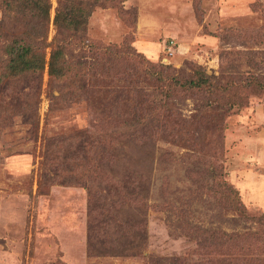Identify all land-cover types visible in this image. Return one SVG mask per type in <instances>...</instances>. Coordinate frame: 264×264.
Segmentation results:
<instances>
[{
  "label": "rangeland",
  "instance_id": "rangeland-1",
  "mask_svg": "<svg viewBox=\"0 0 264 264\" xmlns=\"http://www.w3.org/2000/svg\"><path fill=\"white\" fill-rule=\"evenodd\" d=\"M73 2L69 71L4 80L0 0V264H264V0Z\"/></svg>",
  "mask_w": 264,
  "mask_h": 264
},
{
  "label": "trees",
  "instance_id": "trees-1",
  "mask_svg": "<svg viewBox=\"0 0 264 264\" xmlns=\"http://www.w3.org/2000/svg\"><path fill=\"white\" fill-rule=\"evenodd\" d=\"M13 1L14 0H2V10L4 13L14 18V13L11 11L16 10L22 13L18 20L25 23L23 14L26 13L25 17L27 18V10L25 9H29L30 12H28V17H31L32 23H34L32 24L30 34L25 33L24 27L19 25L18 29L14 31L16 34L12 33V36L6 40L4 50L7 55V62L4 66L5 74L2 79L15 80V78L21 77L22 74L28 72L37 73L43 70L45 64L47 65V72L50 77L62 78L70 69V64L65 55L67 54L68 46L72 44L70 38L66 39L62 36V31L70 36L75 34L80 27L83 28L86 23L85 9L76 5L73 0H67L64 4L58 3L52 18V23L56 32L51 41L47 42L49 0H16L15 5ZM2 26L4 27L3 18L0 20V32ZM1 37L4 36L0 35V38ZM47 46H50V51L46 61V54L44 51ZM112 54L113 51L110 47L105 48L103 51V55L106 57H111ZM116 55L117 53L115 52L113 57ZM155 71L151 72V77H155L160 83L168 82V90H172V87L181 88L182 90L195 88L201 89L202 92L220 94L223 89V87L215 81L216 79L214 80L213 75H207L205 71L199 67L194 68L192 77L182 81H177L174 75L172 77H163L160 70ZM2 79H0V82H2ZM210 175L213 182L215 181V189H218L217 191L224 185L230 187L236 196H238V190L224 183L221 178H218L215 170L210 171ZM239 201L240 200L237 199L236 202L238 203ZM220 261L222 260L220 259Z\"/></svg>",
  "mask_w": 264,
  "mask_h": 264
},
{
  "label": "built area",
  "instance_id": "built-area-1",
  "mask_svg": "<svg viewBox=\"0 0 264 264\" xmlns=\"http://www.w3.org/2000/svg\"><path fill=\"white\" fill-rule=\"evenodd\" d=\"M165 52L167 53L168 56L173 54V50H174V44L173 42H169L165 45Z\"/></svg>",
  "mask_w": 264,
  "mask_h": 264
},
{
  "label": "bare ground",
  "instance_id": "bare-ground-1",
  "mask_svg": "<svg viewBox=\"0 0 264 264\" xmlns=\"http://www.w3.org/2000/svg\"><path fill=\"white\" fill-rule=\"evenodd\" d=\"M55 92V91H54Z\"/></svg>",
  "mask_w": 264,
  "mask_h": 264
}]
</instances>
